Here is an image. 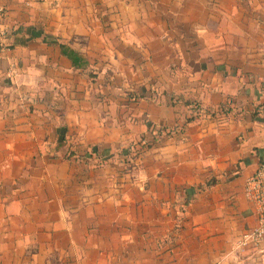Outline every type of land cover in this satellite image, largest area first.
<instances>
[{
  "label": "crops",
  "instance_id": "crops-1",
  "mask_svg": "<svg viewBox=\"0 0 264 264\" xmlns=\"http://www.w3.org/2000/svg\"><path fill=\"white\" fill-rule=\"evenodd\" d=\"M2 2L0 264H264V0Z\"/></svg>",
  "mask_w": 264,
  "mask_h": 264
},
{
  "label": "built area",
  "instance_id": "built-area-1",
  "mask_svg": "<svg viewBox=\"0 0 264 264\" xmlns=\"http://www.w3.org/2000/svg\"><path fill=\"white\" fill-rule=\"evenodd\" d=\"M5 11V6L0 0V48L11 30L9 26L3 24ZM243 191L253 205L256 221L254 225L244 229L236 244L256 246L264 239V156L259 160L254 171L245 177Z\"/></svg>",
  "mask_w": 264,
  "mask_h": 264
},
{
  "label": "trees",
  "instance_id": "trees-1",
  "mask_svg": "<svg viewBox=\"0 0 264 264\" xmlns=\"http://www.w3.org/2000/svg\"><path fill=\"white\" fill-rule=\"evenodd\" d=\"M61 52L63 54H65L67 57H69V59L71 60L72 64L76 67L81 66L83 64H85L87 61L84 59V57H82L81 55L78 54L77 51H75L74 49H72L71 47H69L67 44L60 42L59 43ZM138 95H130L131 99H136ZM201 110L196 109L195 108V113L194 115H198L200 114ZM71 151H69L70 153ZM136 152V151H135ZM95 153V151H91V154Z\"/></svg>",
  "mask_w": 264,
  "mask_h": 264
}]
</instances>
